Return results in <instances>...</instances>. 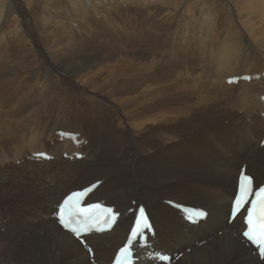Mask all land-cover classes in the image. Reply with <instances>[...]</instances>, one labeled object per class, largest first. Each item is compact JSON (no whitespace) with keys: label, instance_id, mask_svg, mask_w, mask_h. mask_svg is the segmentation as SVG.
Wrapping results in <instances>:
<instances>
[{"label":"bare ground","instance_id":"bare-ground-1","mask_svg":"<svg viewBox=\"0 0 264 264\" xmlns=\"http://www.w3.org/2000/svg\"><path fill=\"white\" fill-rule=\"evenodd\" d=\"M10 1L12 0H8V3ZM72 1L81 2L82 0ZM85 1L90 7L89 10L96 14H98V7L101 9L103 6L113 8L112 14H117L115 16H118L121 22L118 25L113 22L114 19L110 20L112 18L108 19L107 16L100 20L107 27L112 39L104 38L103 35L97 33L100 32L96 31V23L99 21L91 22L93 25L90 26L87 36L89 50H86L88 52L93 51L94 54L98 53L99 55H96L99 59L90 62L92 60L90 58L89 61L83 62L82 66H80L81 64L79 66L71 64L74 61L73 58L83 56L85 49H81H83L82 46L85 47L86 45L80 44L79 40L75 39V32L67 30V26H65L64 32L70 41L64 42V47L61 48L63 54L62 50H60V54H53L56 56V62L59 56L63 57V62L68 67L71 66V72L73 71L75 75L80 76L83 71L87 70L89 64H96L95 68H97L96 66L99 64H105L104 61H110L121 56L119 54L125 51L123 46L134 47L131 42L127 41L129 32H132L135 35V46L138 50L149 48L147 54L153 55V57L142 56L152 65L154 63L157 65L158 56L156 53L158 52L156 50L161 52L162 46L163 56H161L160 64L158 63L160 68L158 71L153 70V72L157 71L156 74L149 75L147 80L142 77L141 81L144 80V83L139 84L134 76L136 73L131 74L136 72L135 67L128 65L127 68H124L125 70L120 67L119 71L122 72V77H119L117 76V68L120 65L111 64L112 66H109L108 70L105 68L111 82L116 77L121 80L116 91L107 92L98 86H93L95 91L97 89L100 93L110 97L113 95L115 100L126 109L129 126L134 128L135 136V139L132 137L133 149L129 157H126V154L117 156L109 151L105 145H97L96 143L94 145L93 142L95 141L90 140L84 133H73L79 134V141H83V145L79 147L73 146L70 141L61 140L59 136H56L55 140L51 136V134L54 133L55 135L59 131L72 133L66 130H55L50 132L49 136L47 134L45 136V129L48 127L46 118H53L62 123H77L78 128H84L87 133L90 132V120L109 119V112L102 104L95 103L93 97H86L84 100L88 99L87 105L85 103L82 107L77 106L71 111H68L69 109L65 111L55 105L40 108L39 113H32L26 119L28 123L22 126L19 125L22 120H16V125L9 121L0 124V132L7 134V140H4L0 152V160L6 159V167L13 170L9 176L15 180L7 188L1 186L0 202L7 204L10 197L16 201L11 203V206L7 207L9 209L1 214L5 217H0V264H91L85 249L78 242H74V238L70 234L65 235L63 233L53 215L64 196L71 191L86 188L95 181H103V183L85 204L105 201L106 205L114 206L121 213L118 223L111 232L93 234L86 238L95 253L96 264H108L117 248L123 244L132 224L133 216L129 214V210L133 208L132 201L134 200L137 205L146 204L148 215L155 230V238L150 240L153 243L152 248L165 253L171 251L172 255H183L175 264H264V261L262 262L258 258L257 253H253V248L247 247L242 242L241 233L244 229L242 215L232 225L228 224L231 201L236 192L237 179L242 164L246 163L248 174L255 178L256 186L264 183V147L260 146L264 135V117H262L264 104L261 100V97L264 96V67L262 68L257 64L260 57L261 59L264 58L261 54L264 49H261V53L250 55L242 43L244 41L242 36L228 26L227 31L223 32L227 38H232L235 34L240 39L237 44V53L224 51L218 55L208 56L206 40L197 42L195 37L188 39L187 30L184 34L183 32L179 34L182 21H179L178 27L175 25L176 28L174 29L173 23L171 24L170 21L171 17L163 15L165 5L171 0H132L131 5L125 4V0ZM123 2L124 4L121 5ZM1 3L4 4L5 2ZM9 5L11 6V4ZM35 5L37 6L36 3ZM119 7L121 10L126 8L133 13L128 16L126 13L117 12L116 9L118 10ZM244 8L245 10L248 9L246 11L248 14L264 16V0H246V7ZM151 9L156 11L151 13L153 12ZM239 10L241 12V8ZM4 11H8L5 6L0 10L1 25L5 23L4 18H2L5 15ZM190 13L192 14V12ZM10 14L13 15V13ZM135 15L138 17L137 20ZM133 17H135L134 21H137L136 31L130 27ZM141 22L146 25L145 28L141 26ZM201 22L199 23L201 24ZM224 23L227 24L226 21ZM249 29V31L252 30L251 33L253 34L254 30L250 27ZM180 30L182 29L180 28ZM45 31L48 33L42 31L44 43L50 45L52 39L50 41L49 30ZM20 32L21 30H17L13 33L21 38ZM0 33V48L5 53H0V69L2 66L5 67L9 58L16 63L25 60L27 58L26 53L21 50H23L22 46H26V42H22L25 44L22 46L8 44L6 40L8 35L5 36L3 32ZM164 33L167 34L164 35ZM261 35L264 38V31ZM8 37L7 39H10ZM14 38H12L13 41ZM193 39L195 42H192ZM11 40L9 41L13 43ZM16 41L14 42L16 43ZM5 42L7 45H4ZM249 43L252 44V42ZM5 47L9 50L8 53H6ZM56 47H54V53L57 51ZM59 47L57 49H60ZM168 47L170 49H166ZM30 57L32 56L30 55ZM199 57L202 58L205 66H199L201 67V76L198 78L200 74L194 75L193 73L198 67L196 62ZM208 59L214 62L212 66L206 65ZM116 60L118 61V59ZM175 64L181 69H174L176 68ZM125 66L127 63L124 64ZM150 68H148V73L151 71ZM183 68L185 70H182ZM91 69L93 70V67ZM98 69H96L98 72L90 73L88 76L96 84H104L105 80L101 75L103 71ZM198 72L200 73V71ZM137 74L140 73L137 72ZM242 76H250L252 79L250 82L240 81L237 85L226 83L227 79ZM158 80H161V83H158ZM107 85L108 82H106ZM32 92L31 94H37V91ZM173 97L174 99H172ZM31 103V101L24 102L18 110L10 111V113L17 112L18 114V112L24 111L26 107H30ZM111 111H116V107H113ZM233 111L235 113L240 112L243 116L233 115ZM56 114L60 115L61 119H56ZM197 116H205L208 119V135L207 140H204L208 156L190 168L183 179L176 180L178 184H175V180H169L161 188H153L149 181L147 162L144 163L142 159L143 156L147 157L150 154V148L144 145L143 138L147 140L153 132L154 125L162 124L164 126L162 127L163 131L152 135L149 140H162L166 146L175 149L181 148L184 142L180 140L179 133L175 135L176 126L183 130L188 126L189 120ZM250 116L254 118L251 120ZM222 119L230 121L231 126L222 125ZM241 121L244 125L239 126ZM234 124L237 125L234 126ZM147 129H151L150 134L144 136L143 134L146 133ZM234 133H238L239 136ZM48 138L50 140H46ZM48 143L53 147L47 145ZM246 151H248L246 155L241 157ZM44 152L50 154L54 159L49 162L33 159V155ZM75 153H81L85 158L81 161L63 159L64 154L72 157ZM114 157L115 159H113ZM120 157H122L121 160H119ZM13 161L15 164L19 162L21 168L12 166ZM125 163L127 167H123ZM78 180H81V183L79 187L74 188L71 184ZM166 194L175 195L176 200L173 201L178 204L207 211L206 221L200 222L198 226H190L185 223L179 211L164 204V201L171 199ZM187 197H190L191 203L187 202L189 201L186 199ZM26 199H28V203L23 205ZM220 231H222L221 236L218 234ZM37 236L38 238H36ZM34 239L38 243H35ZM187 250L190 252L188 253ZM139 264L153 263L146 260Z\"/></svg>","mask_w":264,"mask_h":264},{"label":"rangeland","instance_id":"rangeland-1","mask_svg":"<svg viewBox=\"0 0 264 264\" xmlns=\"http://www.w3.org/2000/svg\"><path fill=\"white\" fill-rule=\"evenodd\" d=\"M12 1L8 3V0L6 1L0 0V10L3 9L4 6L8 8V11L7 12L4 11L5 15H3L2 17L4 18V22H5L4 25H1V22H0V25H1L0 32H3L5 36L10 35V37L6 36V40L8 44L10 43L11 45L22 46L23 44L22 42H26L25 43L26 46H22L23 50L21 51H24V53H26L27 58L23 60L22 62H17L18 64L16 63V61H14L13 59L11 61V58H9L7 63H5V67L2 66L1 67L2 69H0V105H1L0 124H2V122L4 121H9L13 125H16L17 124L16 120L18 121L22 120L21 123H19V125L22 126L23 124L28 123L26 119L32 113H35V114L39 113L40 108H43L45 106L49 107L51 105H55L57 108L61 107V109L65 111H67L66 109H69L68 111H71L73 108L77 106L82 107L83 105H85V103L87 105L88 99L84 100L86 97H89V98L93 97L94 98L93 101L95 103L102 104L106 108V110L109 112L108 113L109 119L90 120V124H89L90 132L87 133L84 131V128H78L77 123H66V122L62 123L53 118H46L45 121H48V127L45 129L46 130L45 136L46 134L49 136L50 132L55 131V130H64V131L66 130L72 133H76V132L84 133L90 138V140L95 141L93 142L94 145L95 143L97 145H105L109 149V151H111L115 155L122 156V154H126V157H129L133 149L132 137L133 139H135V136H134V128L131 125L129 126V119L126 113V109L120 103H118V101L115 100L116 98L113 95L112 97H110L108 95H105L104 93H100L97 89L95 91V88L93 86L94 85L98 86L99 88L106 90L107 92L116 91V87L118 86V84L120 85L121 80L116 77L114 80H112L113 82L112 83L108 76V72L106 71V69L108 70L109 69L108 67L112 65H116V66L120 65L117 68V71H118L117 76L119 77H122V72L119 71L120 67L124 69V68H127L128 65H132L133 67H135L136 72L134 73L130 72V73L133 75L136 73L134 75L136 77V82L138 81L139 84H143L144 80H147L146 78H148L149 75L151 76L152 74H156V72L159 70L158 69L160 68L159 64H160V61L162 60L161 56H163L162 46L160 50L161 52H159V50H156V52H158L156 54L158 56L157 58L159 62L158 61L156 62L157 65H155V63L154 65H152L150 61L147 62V59L144 58L145 55H149L147 54V51L149 50V48H140L138 50L135 46V40H134L135 35L134 33L129 32L127 36V41L131 42L134 45V47L128 46V45L123 46L125 48V51L124 53L119 54L121 55L119 56L120 58L116 57L113 60L104 61L105 64H99L98 66H96L97 68H95L96 64H89L87 66L88 67L87 70L89 74L87 73V70H86L81 73L82 76L75 75L73 71L71 72L72 70L70 69L71 66L68 67L63 62L64 61L63 57L61 58L59 56L56 62V56L53 55V54H60V50H62L61 48L64 47V42L68 43V41H70L66 33L64 32V27L67 26V30L74 31L75 39L79 40L80 44L86 45L85 47L82 46L83 49H81V50L85 49L83 56L80 55L81 57L79 56L78 57L79 59L73 58L74 61L72 62L71 65L79 66L81 64L80 66H82L83 62L89 61L90 58L92 59L90 60V62L97 61L99 59L98 57L99 54L96 53L98 54L96 55L93 53V51L88 52L86 50V49L89 50V48L87 47V36L90 31V26L93 25L91 22L96 23V21H99L98 23H96L97 24L96 31H100V32H97V33L100 35H103L104 38L112 39L110 38L111 36L109 32L107 31V27L100 20L104 19V17L106 18L107 16L108 19L109 18H112L110 20L114 19L113 22L119 25L121 20L118 16H115L117 14H114V15L112 14L113 8L111 9V7L103 6L101 9L100 7H98L97 8L98 14H96V13H93L91 10H89L90 7L87 5V2L85 0H82L81 2H74L72 0L71 1L70 0H47V1L38 0L39 2L37 0L35 1L34 0H12ZM1 2H5V3L3 4ZM6 2H7V6H6ZM124 2L125 4L131 5L132 0H125ZM124 2L121 3V5H123ZM33 3L34 4L36 3L37 6L36 5L34 6ZM169 3L165 5V10H164L163 15L171 17L170 21H171V24L173 23L172 27L174 29L176 28L175 25H177L178 27L179 21H182L181 22L182 27L180 25V28L183 31L180 30L179 28V31H180L179 34H181V32H183L184 34L185 30H187L186 33H188L187 35L189 37V38L187 37L188 39L195 37L197 42L206 40L205 41L207 45L206 48L208 49V52H209L208 56L218 55L224 51L237 53V50H238L237 44L240 41V39L235 34L233 35L232 38H227V35L223 33L226 30V28H229V27H231L230 29L233 28L232 30H234L237 34L242 36V40H244L242 43L246 47L247 52L250 55L261 53V49H264V38L261 35V33L264 31V16H260L257 14H251V13L248 14V12H246L248 9L245 10L244 8L246 7V0H171ZM9 4H11V6ZM11 7L14 9V12H12L13 9ZM238 7L241 8V12ZM129 8H131V6H129ZM119 9L121 10L120 7L118 8V10ZM125 9L126 8H122L121 11H118L116 9V11L121 12V13L123 12L122 14L126 13L128 16L131 15V13H133L129 11L128 9H126L127 11L126 12ZM151 11H153L151 13H154L156 10L151 9ZM190 12H192L193 15ZM10 13H13V15L15 14L14 17H12L13 15ZM207 15L208 17H210L209 19ZM136 16L137 15H135V17ZM135 17L131 19L130 27L136 31L137 21H134ZM137 18L138 17H136V20ZM206 18L208 21L206 20ZM197 19L201 20L202 22ZM166 20H168V18H166ZM223 21L224 22L226 21L227 24H225ZM199 22H201L202 26ZM187 25L188 26L190 25V27H188ZM141 26L144 28L146 27V25L142 22H141ZM98 27H99V30H98ZM249 27L254 30L253 34L251 33L252 30L249 31L250 30ZM17 30H21L20 32L21 38L15 36L16 34L14 35L15 31ZM45 30L47 31L49 30V34L51 37L50 41L52 39L51 41L52 43L51 42L50 43L52 45L51 44L46 45L44 43V36H42L43 35L42 31L46 32ZM194 30L198 32V34H196ZM57 34H58V38H57ZM165 34L167 33H164V35ZM11 36L12 38H14L15 36L14 41H16L17 39L19 41L17 40L15 43L13 39L11 38ZM7 37L10 39H7ZM195 39H193L192 42L193 41L195 42ZM9 40H11L13 43H11ZM20 41H21V44H19ZM248 42H252V44L251 43L248 44ZM7 43L5 42L4 45H7ZM62 43L63 45H61ZM168 45L170 44L168 43ZM56 46L57 47L61 46V47H59L60 49H57ZM48 47H50L51 49ZM54 47H56L55 49L59 52L56 51V53H54ZM5 48L7 51L6 53H8L9 50L7 49V47ZM153 48L154 47H152V49ZM166 49H170V47ZM0 50H1L0 53L5 54L3 53L4 51L2 52V48H0ZM153 50H155V48ZM62 54H63V50H62ZM90 54H92L93 57L92 55L90 56ZM261 54L263 55L262 57H264V52ZM30 55L32 57H30ZM51 55H52V59H51ZM95 55L97 59L96 57H94ZM149 56L153 57V55H149ZM116 59H118V61ZM120 61H123V62L120 63ZM124 61H128L126 62L127 66L125 67H124V64L126 63ZM213 63L214 62L211 59L206 60L207 66H212ZM146 64L148 65V67ZM196 64L198 67L193 74L194 75L200 74L198 76L199 78L201 76V67L199 66L200 65L205 66V65L203 64V60L200 57L198 61L196 62ZM257 64L258 66H261L263 68L264 58L261 59L260 57ZM91 66L93 67V70L95 71L91 69L92 68ZM175 67L176 68L174 69H177V70L181 69V68H178L177 64H175ZM98 68L102 69L101 71H103L101 72L102 74L100 72L99 73L102 75V78L105 80L104 84L103 83L96 84L93 81V79L90 76H88L90 75V73L95 74V72H98L97 71L99 70ZM148 68L151 69L150 73H148L149 72ZM185 68H183L182 70H185ZM153 70H157V71L153 72ZM198 71H200V73ZM137 72L140 73L141 76L140 74H137ZM144 72H146L145 75H144ZM142 77H145L143 81H141L143 79ZM158 81H157L158 83H161L160 82L161 80H158ZM106 82H108L107 86H106ZM64 85L66 88L63 87ZM32 91H37V94L36 95L31 94L33 93ZM38 95L42 97L38 98L39 97ZM120 97L124 98V96H121V95ZM31 99H33L34 101ZM39 99L41 100L42 105ZM172 99H174V97ZM30 101L32 102L30 107H26L24 111H20L18 112V114L17 112L13 114L10 113V111L18 110L19 106L24 104V102H30ZM69 104L71 105L69 106ZM110 106H112V108L116 107V111H111L112 108H110ZM6 111L8 112V114ZM232 114L233 115L236 114L239 117L243 116V114H241L240 112L235 113L233 111ZM253 118H254L253 116H250L251 120ZM56 119H61L60 115L56 114ZM221 123L225 127H230L232 124L230 123V121L224 120V119L221 120ZM236 125L237 124H234V126ZM240 125H244L243 121L240 122L239 126ZM256 126L260 128V126L258 125ZM162 127H164L162 124L154 125V129L150 137L157 133H161L163 131ZM149 131H151V129H147L146 133H144L143 135L144 136L149 135L150 134ZM178 133H179V138L181 141L184 142V145L181 148H177V149L164 145L162 140H149L150 137L147 140H145V138H143L144 145L150 148V154L147 157L143 156L142 159L144 160L143 161L144 163L147 162V167H148V172H149V181H150L151 186L155 189L161 188L165 184V182L169 180L176 181V180L183 179L190 168L200 163L208 156V151L205 148V143H204V140H207V135H208V119L205 116H197V117L191 118L188 122V126L183 130H180L179 127L176 126L175 135ZM238 133H234V134L239 136ZM51 136L52 138H54V140L56 139V134L54 135L53 133L51 134ZM4 140H7V134L0 132V152L3 148ZM46 140H50V139L48 138ZM47 145L53 147L52 145H50V143H48ZM247 152L248 151L244 152L241 155V157H244ZM113 159H115V157ZM121 159L122 157L119 158V160ZM27 160H28V157H27ZM64 160H67V159H64ZM6 164H7L6 159L0 160V177H1L0 188L1 186L7 188L9 185L15 182V180L11 179L9 176V173L13 170L7 168ZM243 164H246V163H243ZM12 166L16 168H21V165L19 164V162L15 164L13 161ZM123 167H127V164L126 163L123 164ZM80 183H81V180H78L77 182H74L71 185H73L74 188H77L79 187ZM175 184H178V181H176ZM168 197H170L171 198L170 200L172 201L176 200L175 195H168ZM9 199L10 200L7 202V204L5 202H0V217H5L1 214H3L5 211L9 209L7 207H10L11 203L16 202L11 197ZM186 199L189 200L187 202L191 203L190 197H187ZM26 203H28V199H26L23 202V205H25ZM29 209L33 210L32 208H29ZM131 216H133V214H131ZM218 234L221 236L222 231L218 232ZM36 238H38V236ZM35 239H34V242L38 243L36 242ZM167 252L170 253L171 251H167ZM187 252L189 253L190 251L187 250Z\"/></svg>","mask_w":264,"mask_h":264},{"label":"snow or ice","instance_id":"snow-or-ice-1","mask_svg":"<svg viewBox=\"0 0 264 264\" xmlns=\"http://www.w3.org/2000/svg\"><path fill=\"white\" fill-rule=\"evenodd\" d=\"M245 79L249 78L245 77ZM62 135H67V133H63ZM252 184V177L241 172L239 175L238 190L231 206V216L234 219L240 214L245 205L251 203L252 208L248 210V215L245 219L248 228L243 231L242 236L247 242L253 245V250L256 251L258 258L264 261V186H260L258 191L254 192ZM96 186L94 184L85 191L73 193L63 200L55 213V218L63 233L65 235L71 234L74 242L84 245L89 255L93 254V249L86 242V234L93 231H104L107 227L111 226L116 218L113 210L107 209L101 221L95 216L94 212V209L100 207L99 205H88L87 207L81 205V197L85 196L87 192L93 190ZM253 196H255V199L250 200ZM257 205L260 206L258 225L254 220ZM101 224L103 225L102 227L100 226ZM149 227L144 216V209L141 207L136 219V226L131 230L128 238V244L120 249V258L122 260L126 261L129 257L131 250L129 245L142 236L145 229Z\"/></svg>","mask_w":264,"mask_h":264}]
</instances>
